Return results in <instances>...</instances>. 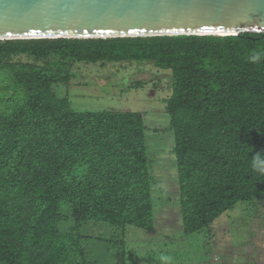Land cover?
<instances>
[{
    "label": "trees",
    "instance_id": "1",
    "mask_svg": "<svg viewBox=\"0 0 264 264\" xmlns=\"http://www.w3.org/2000/svg\"><path fill=\"white\" fill-rule=\"evenodd\" d=\"M123 63L171 72L165 104L184 235L240 203L263 204L253 161L264 160V34L4 40L0 264H98L83 227H109L112 239L99 241L115 246L128 227L154 231L142 114L79 113L67 96L77 64ZM127 257L118 251L121 264Z\"/></svg>",
    "mask_w": 264,
    "mask_h": 264
},
{
    "label": "rangeland",
    "instance_id": "2",
    "mask_svg": "<svg viewBox=\"0 0 264 264\" xmlns=\"http://www.w3.org/2000/svg\"><path fill=\"white\" fill-rule=\"evenodd\" d=\"M67 91L75 112H139L145 127L146 154L153 178L151 199L154 231L127 228L123 246L109 227L87 225L88 249L98 264H121L118 251H128L129 264H264V202L257 209L240 203L208 230L185 236L179 197L174 136L165 101L171 95L172 75L151 64L105 66L77 64ZM63 88L57 90L63 96ZM250 233V235H249ZM101 238L103 241H99Z\"/></svg>",
    "mask_w": 264,
    "mask_h": 264
},
{
    "label": "water",
    "instance_id": "3",
    "mask_svg": "<svg viewBox=\"0 0 264 264\" xmlns=\"http://www.w3.org/2000/svg\"><path fill=\"white\" fill-rule=\"evenodd\" d=\"M264 34V0H0V41Z\"/></svg>",
    "mask_w": 264,
    "mask_h": 264
},
{
    "label": "clouds",
    "instance_id": "4",
    "mask_svg": "<svg viewBox=\"0 0 264 264\" xmlns=\"http://www.w3.org/2000/svg\"><path fill=\"white\" fill-rule=\"evenodd\" d=\"M260 57L259 56H254L253 60H259ZM253 167L254 169H256L257 171H261L264 172V160H261L259 157H256L253 161Z\"/></svg>",
    "mask_w": 264,
    "mask_h": 264
}]
</instances>
